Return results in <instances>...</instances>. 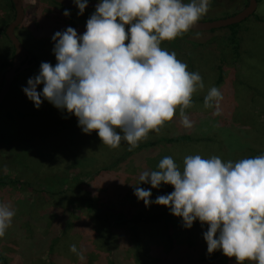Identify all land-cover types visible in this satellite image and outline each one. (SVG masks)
Instances as JSON below:
<instances>
[{"label":"rangeland","instance_id":"374dc122","mask_svg":"<svg viewBox=\"0 0 264 264\" xmlns=\"http://www.w3.org/2000/svg\"><path fill=\"white\" fill-rule=\"evenodd\" d=\"M246 3L212 0L199 20L225 18ZM22 5L24 15L15 34L35 64L15 76L0 106V112L8 109L12 116L25 113L13 116L0 134V201L15 209L11 227L0 238V264H236L235 257L220 250L207 253L202 238L206 224L202 228L194 221L185 229L165 206L145 207L133 195V188L139 186L150 189L154 200L170 193L171 185L162 183L156 189L143 182L130 184L138 182L142 171L157 170L164 156H171L182 170L186 155L237 161L264 154V0H257L255 11L232 29L189 30L162 41L161 47L175 52L187 71L200 74L204 89L193 94L191 107L185 109L191 128L181 125L177 108L172 121L159 133L150 132L132 151L123 142L116 149L102 144L96 130L83 133L75 116L46 100L34 108L21 91L41 62L56 63L52 34L66 27L82 34L94 9L85 8L78 16V9L51 0H22ZM65 9L67 17L62 14ZM13 14L10 0H0V31ZM236 40L242 49H233ZM12 49L0 32V85ZM213 86L223 94L221 114L215 117L212 109L204 107V97ZM41 88L38 85L37 91ZM182 135L205 139L195 145L165 141ZM137 215L161 219L132 222ZM71 244H76L82 259L69 251Z\"/></svg>","mask_w":264,"mask_h":264},{"label":"clouds","instance_id":"9594fccd","mask_svg":"<svg viewBox=\"0 0 264 264\" xmlns=\"http://www.w3.org/2000/svg\"><path fill=\"white\" fill-rule=\"evenodd\" d=\"M72 3L79 16L88 0ZM211 4L212 0H98L82 34L72 27L52 34L56 63L41 62L21 91L34 108L43 99L75 116L83 133L96 130L101 143L112 149L123 142L132 151L150 132L159 133L172 121L177 108L181 125L191 128L185 109L204 82L161 43L188 32ZM62 14L67 17L69 10ZM222 99L217 87L208 89L204 107L212 109V116L221 114ZM156 169L142 171L138 182L130 185L143 182L158 189L163 183L173 190L150 200L151 190L136 186L133 195L138 201L145 207L165 206L185 229L194 221L202 228L206 224L202 238L207 253L220 250L235 257L236 264H264V154L237 161L186 155L182 170L171 156H164ZM14 216L12 205L0 201V238ZM69 251L83 258L76 244L69 245Z\"/></svg>","mask_w":264,"mask_h":264},{"label":"water","instance_id":"95a60500","mask_svg":"<svg viewBox=\"0 0 264 264\" xmlns=\"http://www.w3.org/2000/svg\"><path fill=\"white\" fill-rule=\"evenodd\" d=\"M13 6V18L5 26V36L13 47V54L11 59L10 67L4 71L2 82L0 85V104L6 97L11 84L15 76L25 68H28L30 64L27 63L28 59H31L30 52L22 45L21 41L15 34V28L21 23L24 15L22 0H10ZM55 4H58L64 8H76L72 3V0H51ZM98 0H88L86 8L94 9V5ZM257 0H247L246 5L238 12L227 16L225 18H220L216 20H199L196 25L193 26L190 31H207L211 29H216L220 27L229 26L231 24L239 23L240 21L246 19L250 16L256 8ZM77 9V8H76ZM25 59L23 64L20 61ZM33 59L31 63H33Z\"/></svg>","mask_w":264,"mask_h":264},{"label":"trees","instance_id":"16d2710c","mask_svg":"<svg viewBox=\"0 0 264 264\" xmlns=\"http://www.w3.org/2000/svg\"><path fill=\"white\" fill-rule=\"evenodd\" d=\"M10 6L13 9V6H12L11 1H10ZM237 25H238V23H235V24L229 25L228 27H230V29H232V28L236 27ZM4 30H5V28H3L0 31L1 34H3V35H5ZM211 30H213V29H211ZM235 34H236V30L233 29L232 34H231L232 39L235 38V36H236ZM234 43H235V46L233 47L234 50H237L238 48L239 49H242L243 44H241L240 41H237L236 40ZM5 99H6V97L3 99V101ZM1 104H0V106H1ZM15 114L13 115L15 117H22V116L25 115V113H22V112H18L16 115ZM13 116H12V112L10 110H8V109H6L5 111L3 110V112H0V134H2V132L4 130H6V128L8 127V125H9V123H10V121H11V119H12ZM50 120L54 121L55 119L54 120L53 119H50ZM54 122L55 123H58V124H64V122L59 121V120H55ZM66 126H68V125H66ZM204 139L203 138L191 137L189 135H182V136L179 137V139H168V140H165V141H167V142H177V141H181V140H186L191 145H193V144L195 145V144H198L199 141H204ZM215 155H218V152L217 151H216V154ZM2 179H3V176H0V182H2ZM168 215H170L171 217L173 216L169 212H168ZM159 219H161V216L137 215L134 218H132L131 221L132 222H136V221H158ZM0 260H1V258H0Z\"/></svg>","mask_w":264,"mask_h":264},{"label":"flooded vegetation","instance_id":"af4514ba","mask_svg":"<svg viewBox=\"0 0 264 264\" xmlns=\"http://www.w3.org/2000/svg\"><path fill=\"white\" fill-rule=\"evenodd\" d=\"M12 48H13V47H12ZM12 50H13V49H12ZM32 59H33V57H31V59H28V60H27V63L30 64V66L35 64V61H33V63H31V60H32ZM25 61H26L25 59L21 60V61H20V64H23ZM10 65H11V62H10ZM3 73H4V72H3Z\"/></svg>","mask_w":264,"mask_h":264}]
</instances>
